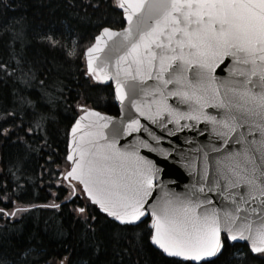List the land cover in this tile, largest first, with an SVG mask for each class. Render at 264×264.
<instances>
[{
	"label": "snow or ice",
	"instance_id": "snow-or-ice-1",
	"mask_svg": "<svg viewBox=\"0 0 264 264\" xmlns=\"http://www.w3.org/2000/svg\"><path fill=\"white\" fill-rule=\"evenodd\" d=\"M118 5L127 26L100 30L86 49L88 72L96 80L115 81L122 110L129 91L138 97L130 101L137 118L122 123L125 136L143 129L159 145L163 137L140 118L161 130L168 124L176 132L196 129L201 137L196 148L179 150L193 183L185 193L158 185L161 168L140 149L165 158L178 149L153 147L149 139L120 147L105 131L113 118L90 108L71 128L65 179L82 184L122 224L150 215L151 241L187 264H209L206 258L223 248L222 232L264 254V0H118ZM43 39L60 43L51 35ZM110 43L118 53L114 62L94 66ZM218 68L227 75L217 76Z\"/></svg>",
	"mask_w": 264,
	"mask_h": 264
},
{
	"label": "trees",
	"instance_id": "trees-1",
	"mask_svg": "<svg viewBox=\"0 0 264 264\" xmlns=\"http://www.w3.org/2000/svg\"><path fill=\"white\" fill-rule=\"evenodd\" d=\"M122 25L114 0H0V264H187L152 246L147 219L117 224L61 177L80 107L117 114L83 52ZM208 262L264 264V254L223 239Z\"/></svg>",
	"mask_w": 264,
	"mask_h": 264
},
{
	"label": "water",
	"instance_id": "water-1",
	"mask_svg": "<svg viewBox=\"0 0 264 264\" xmlns=\"http://www.w3.org/2000/svg\"><path fill=\"white\" fill-rule=\"evenodd\" d=\"M114 1L116 2L117 8L120 10V12L122 14L123 26L118 28V29H114L113 28V30L120 31L124 27L127 26V21H126V18L124 17L123 10L118 5V0H114ZM99 32L96 35H98ZM95 36H94V38H95ZM94 38H93L92 43L88 47H90L95 42ZM111 48H112V45L110 43L108 48H106L103 52H101L100 55L97 57V60H96V62L94 64V66L103 67L105 65V63L114 62L115 56L118 53L113 52L111 50ZM86 49L84 50V60H85V67H86L87 74L91 77L92 81L95 82V83H98V84H110L111 89H112V94H113L114 105L117 108V114L116 115H109V114L103 113V112H101V111H99L97 109L90 108V109H92V110H94L96 112L101 113V115L109 116V117L113 118L112 123L109 124L108 129L105 130L106 134L108 136V139H115L120 147H124L126 145H130V144H132L134 141H136L138 139H149L148 136H147V133L143 129H141V130H139L137 132L129 133L127 136H125L123 134L122 123L126 124L128 119L137 118V114L135 113V110L132 109L131 106H130V101H131V99H136L138 97L137 96H133L131 94V91H129V98L126 99V101H125V103L123 105V110H122L121 103L116 99L115 81L111 80V79L110 80H96L94 78V76L91 73L88 72L87 56L85 55ZM227 67H228V64L225 63L223 65V68L227 69ZM216 74L219 77H223V76L227 75V72L226 71H221L218 68ZM86 109H89V108H84L83 111L86 110ZM83 111L80 112L75 117V119L73 120V122L70 125L69 130H68L66 156H65L66 161L69 163V167H68L67 171H69L70 167H71V161H69L67 159L68 153L70 151V146H71V128L75 124L76 119L79 118L82 115ZM140 120H141V124L142 125H146L157 136H162L163 137L160 140L159 145L155 144L152 140L149 139V143H152L153 147H158L160 149H165V150H170L171 148L178 149V151L175 152V153H172L171 151H169V156L167 158L162 157L161 155H159L158 152H150L148 149H140V152H141L142 155L148 157L149 159H152L154 162H156L157 166L161 168V171L158 174V178L156 180V183L158 185L163 184L165 186L166 190L169 191V192H172V193H185L188 190V188L191 187V184L193 183V178L189 174L188 170L181 163V160H180L181 151H179V150H183L184 153H187L189 149L196 148V144H197V142L201 141V137L196 135V129L195 128H193V129H182L181 131L176 132L175 131V125L168 124V126H167L168 130H171V131H173L175 133L174 135H169L168 134V130H161L158 126L152 125L150 122L146 121L144 118H140ZM182 123H184V121H182ZM199 127L201 128V131H203V126L201 125ZM189 137L193 138L191 142H188V138ZM203 139L204 140L207 139L206 135L203 137ZM67 171L63 174V178L64 179H65V174L67 173ZM65 180H68V179H65ZM75 182H78V181H75ZM80 186H81V189L83 191V185L80 184ZM186 186H188V188H186ZM83 193H84L85 197L89 200V202L91 204H94L97 207L99 212L103 213L110 220L116 222L117 224H120V225H137L141 221L147 219V228L150 230V236H151V228H150L151 216L150 215H148L147 218H143L142 217L141 221H137V222H135L133 224H122L119 221L115 220V218L110 217L106 213H104L99 208V206L97 204H95L87 196V194L84 191H83ZM152 199H155V196ZM223 237H224L225 241L229 245H232V244H235V243L243 244L249 249V251L252 254H254L250 250L249 243L246 240H241L239 238L237 240H228V239L225 238V234L222 232V234H221L222 241H223ZM149 241L152 244V246L155 247L156 249H158L159 251H161L164 256L172 257V256H169L166 253H164L162 249H160L157 245H155L151 241L150 237H149ZM220 253H218L216 256H218ZM215 257H209V258H206V259L209 261V260H212ZM174 258L183 260V258H180V257H174ZM192 263L199 264V262H192Z\"/></svg>",
	"mask_w": 264,
	"mask_h": 264
},
{
	"label": "bare ground",
	"instance_id": "bare-ground-1",
	"mask_svg": "<svg viewBox=\"0 0 264 264\" xmlns=\"http://www.w3.org/2000/svg\"><path fill=\"white\" fill-rule=\"evenodd\" d=\"M107 114V113H106ZM217 257V256H216Z\"/></svg>",
	"mask_w": 264,
	"mask_h": 264
},
{
	"label": "rangeland",
	"instance_id": "rangeland-1",
	"mask_svg": "<svg viewBox=\"0 0 264 264\" xmlns=\"http://www.w3.org/2000/svg\"><path fill=\"white\" fill-rule=\"evenodd\" d=\"M72 183H74V182H72Z\"/></svg>",
	"mask_w": 264,
	"mask_h": 264
}]
</instances>
